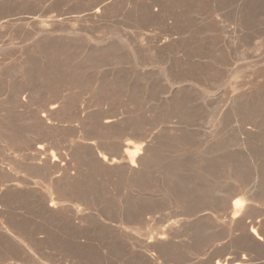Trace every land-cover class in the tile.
Here are the masks:
<instances>
[{"label":"rangeland","instance_id":"rangeland-1","mask_svg":"<svg viewBox=\"0 0 264 264\" xmlns=\"http://www.w3.org/2000/svg\"><path fill=\"white\" fill-rule=\"evenodd\" d=\"M50 91L69 103L48 154L72 168L99 171L82 158L101 133L71 129L86 114L152 143L141 175L62 202L77 231L26 166ZM0 108L4 185L26 192L1 197L0 264H264V0H0Z\"/></svg>","mask_w":264,"mask_h":264},{"label":"bare ground","instance_id":"bare-ground-1","mask_svg":"<svg viewBox=\"0 0 264 264\" xmlns=\"http://www.w3.org/2000/svg\"><path fill=\"white\" fill-rule=\"evenodd\" d=\"M102 6L104 7V5H102ZM97 9H99V8H97ZM101 10H96V11H94V13L92 15L91 14H89V15L91 17L93 16L94 19H99L101 17ZM166 41H164V42H166ZM164 42H163V44H164ZM47 79H49V78H47ZM36 83H38V82L36 81ZM43 83H47V82H45L43 80ZM9 86H10V84L6 83L3 86V88L5 87V89L7 91H9L8 90ZM45 86L46 85H44L43 89L46 88ZM46 89H48V87ZM58 89H59V87H58ZM43 91L45 92V90H43ZM48 91L46 93H48ZM49 93H51V91ZM26 96H27V94H26ZM58 96H59L58 94H55V93L53 94V92L48 97L46 96L48 101H49L50 106L48 105L49 107H44L43 114H42L41 118L38 120V123L36 124V127L40 128L39 130H42L44 133L38 132V133L43 134V135L37 136V138H34L33 141H30L29 147L32 150V154L28 160H31V162H28V164H26V166L28 165V168L31 167L34 174L40 175L42 177L44 176L47 179V182H48L47 188H48V192H49V195L47 197H48V199H50V204L46 205V202H48V201H46L47 198L41 197V200H40L41 201L40 203L42 204V206L45 207V210H43V212H45V215L47 217L56 218V219L63 221V222L65 221L75 230L74 221L82 223L84 220L83 214L81 213V211L78 207L73 208L72 206H66V205H63L62 202H65V201L77 202L78 200H85L86 195L89 196V194H91V193H94V194H95V192L100 193V190H101L100 180H103L105 177H107L109 175L113 176L116 174L117 175L121 174L124 177L129 178V179L135 178V177L141 175V173L143 172L142 165H144L142 163H143L144 159L147 158V156L151 150L152 143L149 141H145V140L142 142L141 137L137 138V136H138L137 134H140V132H139L140 128H136V126H133L132 123H129V122L124 123V122L120 121L115 115H113V116L106 115L104 113L105 112L104 111L103 113L105 115L102 116L103 118L101 117L102 119L97 120V121L96 120L92 121L90 119L91 116L90 115L88 116V114H86L84 117H81V119H79L77 121L78 126L76 125V126H74V128H71V129H74V130H72L74 133L75 132L81 133L83 131V129L85 131V129L88 127V129H90V130H93L97 133H101V136L99 137L100 139H98L97 142L95 141V143L92 142V144L90 143V144L86 145V146H89L88 147L89 149H86V151H85L86 155H85V157L83 156V158H82L83 163H84V161H85V163H87L86 161L90 159V161H92L93 163L96 164L95 166L98 167L99 171L94 173L93 172L94 170H92V168H88L86 170H82V169L76 170V168L75 169L72 168L73 166H71L70 162L68 161L67 155H63V154L59 153L58 150H56L58 152L56 154H54L53 152L48 154L49 149L50 150L53 149L55 146L54 144L56 143V142L54 143V140H53V139H55V137L52 138V136H53L52 132L56 131L57 129H60V127L57 124H54L52 122L53 121L54 122L59 121L57 119V115H58L59 110L66 108L68 106V103H69L68 100L66 98H64L63 96H60L59 99H58ZM31 97L34 98V96H31ZM13 99H14V97H13ZM5 102H8V104H9L10 101L8 100ZM4 105L3 106L1 105V106L4 107ZM6 105H7V103H6ZM24 105L25 104H23V105L21 104V106H24ZM7 107H8V105H7ZM9 107H11V106H9ZM16 107H19V106H16ZM16 107H14V109ZM6 111H9V110L7 109ZM102 111H101V113H102ZM10 114L11 113H9V115ZM7 115H8V113H7ZM7 115H5L4 118ZM7 119H9V118H7ZM3 120L7 121L5 119H0V121H3ZM9 121L10 120H8V122ZM4 123L5 122H3V124L2 123H0V124H2L4 127L6 125V124L4 125ZM62 129H63V127H62ZM64 129H67V128H64ZM121 130H123V131H121ZM120 131H121V133H119ZM115 132L119 133V136H120V134H123V132H126L127 135H129V133H130V135L134 134V136L136 138L133 137L135 139L132 141L129 139H124V141L123 140L119 141V138L117 137L115 139L116 140L118 139L117 141H119V142H117L118 144H116V142L114 140H112L113 138L111 139V137H110V135L115 133ZM141 132H142V130H141ZM0 133H2V132L0 131ZM85 133H86V131H85ZM95 134H93V135H95ZM105 141H107V142H105ZM45 143H47V144H45ZM52 146H53V148H52ZM86 146H84V147L86 148ZM110 147H113L114 150L113 149L109 150ZM82 149H84V148H82ZM107 150H109V152ZM85 152H83V153L85 154ZM95 153H97V154H95ZM92 162L90 164H92ZM22 167H25V166H23V164H22ZM71 170L74 171V173H72ZM55 175H57V176H55ZM14 178H15L14 174H12L10 171H8L7 169H5L3 167H0V183H1V186L4 187L3 190L2 189L0 190V200H2L1 199L2 196H4V195L8 196V194H5L7 192L12 193L15 196H22L23 195L22 194L24 192L23 190H21L19 188L10 190V188H8L7 186L4 185L5 183H8V182L18 181V180H15ZM107 179H109V178L107 177ZM24 193H26V192H24ZM9 197H7V198H9ZM7 201L8 200H6V202ZM0 205H2V204H0ZM37 205H38V203H37ZM232 207H233V212H240V210L242 208V201L241 200L235 201L233 203ZM1 211L2 210L0 208V212ZM64 211H67V213H69V215H65V213H63ZM18 218L19 217L17 214L15 215V217L11 218V221H13V223L16 225V227H18V225H19L18 224V222H19ZM11 221H10V223H12ZM75 231H77V230H75ZM231 262L230 261L229 262H222V263L217 262L216 264H229ZM243 263H246V262L243 260H240L239 262L232 263V264H243Z\"/></svg>","mask_w":264,"mask_h":264}]
</instances>
